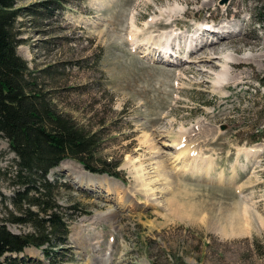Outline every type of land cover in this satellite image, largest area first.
<instances>
[{
	"label": "rangeland",
	"instance_id": "rangeland-1",
	"mask_svg": "<svg viewBox=\"0 0 264 264\" xmlns=\"http://www.w3.org/2000/svg\"><path fill=\"white\" fill-rule=\"evenodd\" d=\"M17 7V50L32 77L58 111L97 134L94 167L117 164L122 175L62 161L48 178L72 215L65 249L48 258L27 247L19 264H264V0ZM201 22H235L238 35L195 53L188 39L199 28L187 30ZM179 147L197 152L181 156ZM17 160L1 137L0 224L24 234L30 227L11 221L22 212L12 202ZM164 168L168 181L158 176ZM141 177L150 183L138 191Z\"/></svg>",
	"mask_w": 264,
	"mask_h": 264
},
{
	"label": "trees",
	"instance_id": "trees-1",
	"mask_svg": "<svg viewBox=\"0 0 264 264\" xmlns=\"http://www.w3.org/2000/svg\"><path fill=\"white\" fill-rule=\"evenodd\" d=\"M21 10L17 0H0V138L8 139L18 159L13 176L18 189L12 202L22 212L11 221L30 228L17 234L0 224V264L22 263L12 254L28 246L42 248L48 258L65 249L70 232L66 218L72 215L56 198L59 181L48 178L62 161L72 158L89 170L122 178L117 164L101 161L102 169L94 167L97 134L58 111L32 77L27 60L17 50L22 40L15 23Z\"/></svg>",
	"mask_w": 264,
	"mask_h": 264
},
{
	"label": "bare ground",
	"instance_id": "bare-ground-1",
	"mask_svg": "<svg viewBox=\"0 0 264 264\" xmlns=\"http://www.w3.org/2000/svg\"><path fill=\"white\" fill-rule=\"evenodd\" d=\"M213 31H215V33L213 32ZM216 31H218L219 33H217ZM196 32H198V33H195V34H193L192 35V38L191 39H188L189 41L191 40V42H190V48L191 49H195L197 52H195V53H199V52H205V49L207 48H209L210 47V45H214L215 43L214 42H217L218 41V39H219V41H220V39L221 40H225V39H231L232 37H234V36H237L238 34H235V31L234 30H232V31H227L225 28L224 29H221V30H217V26L216 27H212V30H208V29H204V28H202L201 26L199 27V30L198 31H196ZM211 32V33H210ZM209 33V34H208ZM213 33V34H212ZM209 36V38H212V40H207L206 42H204V43H198L200 40H199V38H202V36ZM215 35V36H214ZM239 35H241V33L239 34ZM164 36H167V40H166V44H165V46L166 47H168V46H171V47H173V41H171V38H173V35L172 34H165V35H163V36H161L162 37V40H163V37ZM213 37H215V38H213ZM184 42H185V40H184ZM187 44V43H186ZM201 46V47H200ZM162 47V46H161ZM165 48V47H164ZM189 48V49H190ZM169 50H171V48H169ZM160 51H163V50H160ZM216 51V50H215ZM167 52H168V49H167ZM170 52V51H169ZM156 55V54H155ZM217 57H214V56H210L207 60L208 61H212L213 59H216ZM239 61V60H241L240 58H236V59H234V61H235V63H239V62H236V61ZM239 64H241V63H239ZM228 65V64H227ZM177 141V140H176ZM180 143H178V145H179ZM176 145H177V143H176ZM184 148V147H183ZM182 147H179V150L178 151H180V153H179V155H187V154H190L193 150L191 149V147H185L184 149H183ZM197 150V149H196ZM243 151H246L247 152V154L248 155H252V153L254 152L253 150H243ZM194 153L195 152H197V151H193ZM257 152H258V150H257ZM194 153H193V156H198L197 158H193V159H196V162H197V160L199 159V158H201L199 155H197V154H200L199 152L197 153V154H195L194 155ZM203 154V153H202ZM202 154H200V155H202ZM203 158V157H202ZM182 160V159H181ZM210 163V162H209ZM205 166H207V164L205 165ZM208 168H209V165H208ZM169 170H167L166 168H164V169H162V172L160 173L159 171V173H158V176H159V178H162L163 180H167L168 181V179H169V176L170 175H168L167 174V172H168ZM186 171V170H185ZM202 171H205V168H204V166L202 165V166H196V167H194V169L192 170V172H191V174H193V176L195 175V176H200V174L202 173ZM139 175H141V174H139ZM142 176V175H141ZM92 178L91 179H94L95 178V176H91ZM223 181H225V179H224V176L223 175H220V179H219V182L220 183H222ZM148 183H150V180H148L147 178H145V177H141L140 178V180H139V184H140V186H142V188H139L138 189V191H143L144 189H147L149 186H148ZM170 186H166L165 188H169ZM164 189V188H163ZM165 190V189H164ZM161 192H164L163 190H162V188H161ZM146 193H147V191H146ZM156 194V193H155Z\"/></svg>",
	"mask_w": 264,
	"mask_h": 264
}]
</instances>
